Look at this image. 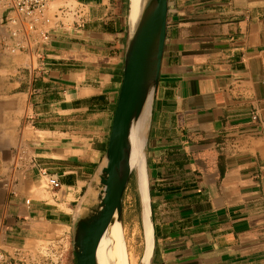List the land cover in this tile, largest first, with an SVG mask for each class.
Instances as JSON below:
<instances>
[{
  "label": "crops",
  "instance_id": "crops-1",
  "mask_svg": "<svg viewBox=\"0 0 264 264\" xmlns=\"http://www.w3.org/2000/svg\"><path fill=\"white\" fill-rule=\"evenodd\" d=\"M59 1L81 18L21 32L14 52L0 24V252L62 245L75 264L72 222L107 148L127 0ZM148 124V264H264V0H168ZM124 197L127 261L141 264L137 192L127 223Z\"/></svg>",
  "mask_w": 264,
  "mask_h": 264
},
{
  "label": "water",
  "instance_id": "water-1",
  "mask_svg": "<svg viewBox=\"0 0 264 264\" xmlns=\"http://www.w3.org/2000/svg\"><path fill=\"white\" fill-rule=\"evenodd\" d=\"M167 12L168 0H139L132 19L130 0H127L122 80L107 148L103 163L83 193L72 222L75 264H98L97 249L101 239L115 223L122 228V199L131 175L130 133L148 102L150 117L160 74ZM137 198L142 219L143 207ZM114 245L115 239H111V251ZM116 262L115 259L113 264Z\"/></svg>",
  "mask_w": 264,
  "mask_h": 264
},
{
  "label": "built area",
  "instance_id": "built-area-1",
  "mask_svg": "<svg viewBox=\"0 0 264 264\" xmlns=\"http://www.w3.org/2000/svg\"><path fill=\"white\" fill-rule=\"evenodd\" d=\"M0 24H9L13 27L11 38L18 40L16 45L8 46L9 52H14L21 46L19 34L35 31L39 27L52 28L67 15L81 18L82 5L72 6L59 0H0ZM21 30V31H20ZM43 38L47 34L43 33ZM46 185L52 189L59 186L53 177L46 178ZM26 203H28L26 201ZM55 246V245H54ZM53 245L41 246L37 251L28 253L24 250H13L10 253L0 252V264H62L64 260V247L58 245L54 250Z\"/></svg>",
  "mask_w": 264,
  "mask_h": 264
},
{
  "label": "bare ground",
  "instance_id": "bare-ground-1",
  "mask_svg": "<svg viewBox=\"0 0 264 264\" xmlns=\"http://www.w3.org/2000/svg\"><path fill=\"white\" fill-rule=\"evenodd\" d=\"M139 0H130V15L133 19L137 13ZM149 102L145 105L142 114L140 115L138 121L132 126L130 133V159L129 168L135 179V190L137 196L140 198L143 214L142 219H140L142 238L144 243V253L141 258V264H148L151 252H152V234L151 226L149 220V210H148V188H147V173H146V161L144 153V144L146 139V132L149 121ZM111 239H115L114 251L110 250ZM122 240L123 232L122 228L118 223H115L110 227L104 237L101 239L98 249H97V261L98 264H113L116 259V264H128L126 249L123 258L122 254ZM125 246V244H123ZM124 251V248H123ZM126 259V262L125 260Z\"/></svg>",
  "mask_w": 264,
  "mask_h": 264
},
{
  "label": "rangeland",
  "instance_id": "rangeland-1",
  "mask_svg": "<svg viewBox=\"0 0 264 264\" xmlns=\"http://www.w3.org/2000/svg\"><path fill=\"white\" fill-rule=\"evenodd\" d=\"M135 179H134V175H130V178H129V180H128V183H127V186H126V189H125V193H124V195L123 196H125L124 197V203H125V206H124V208H125V211H124V220H125V222L127 223V220H128V216H127V213H128V208L127 207H129V206H131L132 207V200H128V195H133V194H135ZM127 208V209H126ZM130 210H132V212H133V209H130ZM126 211H127V213H126ZM124 244V241L122 240V254H123V258H124V255H125V246L123 245ZM123 248H124V251H123ZM125 261H126V259H125Z\"/></svg>",
  "mask_w": 264,
  "mask_h": 264
}]
</instances>
